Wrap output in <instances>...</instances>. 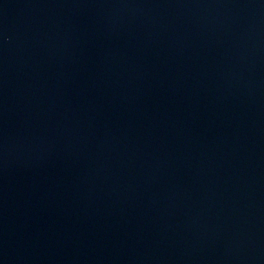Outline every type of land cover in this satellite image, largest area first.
Returning a JSON list of instances; mask_svg holds the SVG:
<instances>
[{
	"label": "water",
	"instance_id": "1",
	"mask_svg": "<svg viewBox=\"0 0 264 264\" xmlns=\"http://www.w3.org/2000/svg\"><path fill=\"white\" fill-rule=\"evenodd\" d=\"M0 264H264V0H0Z\"/></svg>",
	"mask_w": 264,
	"mask_h": 264
}]
</instances>
